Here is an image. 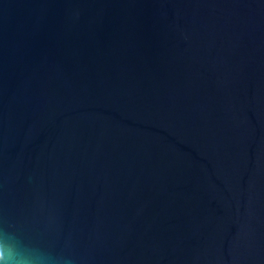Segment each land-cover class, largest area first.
I'll list each match as a JSON object with an SVG mask.
<instances>
[{
	"label": "water",
	"instance_id": "water-1",
	"mask_svg": "<svg viewBox=\"0 0 264 264\" xmlns=\"http://www.w3.org/2000/svg\"><path fill=\"white\" fill-rule=\"evenodd\" d=\"M0 229L49 264H264V0H0Z\"/></svg>",
	"mask_w": 264,
	"mask_h": 264
},
{
	"label": "clouds",
	"instance_id": "clouds-1",
	"mask_svg": "<svg viewBox=\"0 0 264 264\" xmlns=\"http://www.w3.org/2000/svg\"><path fill=\"white\" fill-rule=\"evenodd\" d=\"M54 258L30 249L14 234L0 229V264H49Z\"/></svg>",
	"mask_w": 264,
	"mask_h": 264
}]
</instances>
